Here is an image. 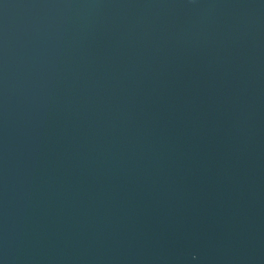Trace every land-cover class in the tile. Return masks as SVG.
<instances>
[{
  "label": "water",
  "instance_id": "1",
  "mask_svg": "<svg viewBox=\"0 0 264 264\" xmlns=\"http://www.w3.org/2000/svg\"><path fill=\"white\" fill-rule=\"evenodd\" d=\"M0 264H264V0H0Z\"/></svg>",
  "mask_w": 264,
  "mask_h": 264
}]
</instances>
